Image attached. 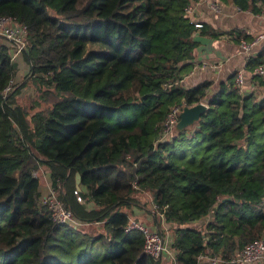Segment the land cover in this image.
<instances>
[{
	"label": "trees",
	"instance_id": "trees-1",
	"mask_svg": "<svg viewBox=\"0 0 264 264\" xmlns=\"http://www.w3.org/2000/svg\"><path fill=\"white\" fill-rule=\"evenodd\" d=\"M194 1L0 0V16L27 28L21 56L41 96L33 112L17 102L0 37V264H167L127 229L144 193L169 225L170 264L228 260L264 237V93H241L235 75L213 91L180 86L197 46ZM232 2L264 15V0ZM200 34L252 40L204 24ZM260 63L264 49L247 66ZM201 102L196 124L163 135L172 107ZM40 168L79 226L52 220Z\"/></svg>",
	"mask_w": 264,
	"mask_h": 264
},
{
	"label": "crops",
	"instance_id": "crops-1",
	"mask_svg": "<svg viewBox=\"0 0 264 264\" xmlns=\"http://www.w3.org/2000/svg\"><path fill=\"white\" fill-rule=\"evenodd\" d=\"M191 5L193 8L192 20L216 31L227 33L239 30L251 38L264 33V15L240 11L232 0H227L226 2L220 0H195ZM212 6H216L218 11L213 10ZM194 39L197 42V46L193 51L191 60L192 69L181 80V87L190 88L204 81H209L212 83L211 91H213L220 83L241 71L243 74L241 93L247 94L252 91L258 94L264 93V86L260 87L253 84V73L251 68L247 66L248 58L255 56L264 49V38L257 45L251 47L248 52H244L240 47V42L244 40L238 42L234 40V36L226 34L211 38L207 35H201L199 28L194 34ZM49 186V174L43 169L40 176L42 196L46 194ZM140 199L147 202V208H132L128 213L129 221L140 222L155 231L167 230L169 225L164 222L161 214L152 210V197L144 193L140 196ZM200 223L197 224L200 225ZM163 236L167 244L170 245L171 235L163 233ZM164 259L171 263L168 257ZM201 263L207 264V261L202 259Z\"/></svg>",
	"mask_w": 264,
	"mask_h": 264
},
{
	"label": "built area",
	"instance_id": "built-area-1",
	"mask_svg": "<svg viewBox=\"0 0 264 264\" xmlns=\"http://www.w3.org/2000/svg\"><path fill=\"white\" fill-rule=\"evenodd\" d=\"M212 9L218 11L216 6H212ZM192 5H189L185 12L189 19L193 22L196 29L201 28L200 23H196L192 20ZM27 28L24 24L17 22L15 19L9 16H0V37L5 41L11 43L15 48V52L12 57L21 54L25 47V37ZM264 38V33H260L252 38L250 42L241 41L240 47L244 52H248L251 47L257 45L259 41ZM253 75L264 76V63L256 65L252 69ZM235 86L241 91L243 85V74L241 71L235 74ZM10 87H7L6 91H9ZM204 103V102H201ZM181 109V105L172 107L164 121L163 135L165 137L172 133L173 126L177 122V113ZM36 175V174H35ZM76 195L77 193L74 192ZM42 203L47 207L52 220L57 224H72L79 226L71 211L64 207L61 201L58 200L55 190L48 187L46 194L41 197ZM77 201L83 202L80 196L77 195ZM152 210L156 211V205L152 204ZM162 216V215H161ZM127 229H136L143 235V252L153 258L159 259L162 257H168V259H174V250L167 244L165 237L159 232L148 228L146 225L137 222L129 221ZM205 259L207 264H264V237L258 238L248 244H246L234 257L223 260L219 256H199L198 260Z\"/></svg>",
	"mask_w": 264,
	"mask_h": 264
},
{
	"label": "rangeland",
	"instance_id": "rangeland-1",
	"mask_svg": "<svg viewBox=\"0 0 264 264\" xmlns=\"http://www.w3.org/2000/svg\"><path fill=\"white\" fill-rule=\"evenodd\" d=\"M1 40L4 41L2 38H0V41ZM6 43L9 46H11V54L13 55L15 52V48L11 45V43H9L7 41H6ZM12 60L16 63V66H17L16 75L14 76V78L12 80V85L13 86L21 85L20 90H19L20 92H19L18 96L16 97V100L20 105H22L26 108H31V109H29V111L33 109L31 111V112H33L37 109V107H35V106L37 105L39 100H41V96L36 91L31 80H29L27 78L29 68L26 65V63L23 61L21 54H18L15 57H12ZM39 104L40 105L43 104V107L46 106V103H44V102H40ZM43 169L44 168H40L37 171V173H35L36 176H41V170H43ZM91 228L96 229L97 227H93V226H91L90 228L87 227V229H91ZM156 231L157 232H163L169 236L171 235L169 228L167 230H164V231L163 230H156ZM164 262H166L167 264H170L167 261H164Z\"/></svg>",
	"mask_w": 264,
	"mask_h": 264
},
{
	"label": "water",
	"instance_id": "water-1",
	"mask_svg": "<svg viewBox=\"0 0 264 264\" xmlns=\"http://www.w3.org/2000/svg\"><path fill=\"white\" fill-rule=\"evenodd\" d=\"M206 109L207 106L204 103H197L191 106L182 104L181 109L177 113L178 120L173 126L172 134H179L192 127L200 120ZM78 184L79 175H76V185L78 186Z\"/></svg>",
	"mask_w": 264,
	"mask_h": 264
}]
</instances>
